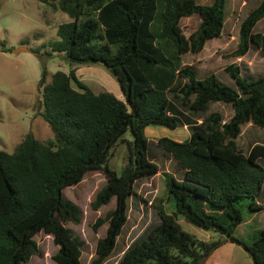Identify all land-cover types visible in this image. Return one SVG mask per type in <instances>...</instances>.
I'll return each instance as SVG.
<instances>
[{"label":"trees","instance_id":"obj_1","mask_svg":"<svg viewBox=\"0 0 264 264\" xmlns=\"http://www.w3.org/2000/svg\"><path fill=\"white\" fill-rule=\"evenodd\" d=\"M43 2L72 19L58 25V39L51 44L70 68L56 70L47 80L44 67L39 81V114L52 137L39 140L27 133L12 152L0 150V264H26L41 255L34 238L40 231L50 234L58 246L53 255L56 264H82V240L65 226L79 224L82 211L64 197L63 189L81 182L90 170H100L106 177L91 208L98 210L115 199L114 207L93 224L95 230L107 226L89 264H103L127 222L135 182L159 171L148 154L144 128L149 124L187 125L189 130L185 140L160 137L156 141L182 169L181 177L169 173L165 177L175 210L169 213L157 205L159 223L116 264H203L223 240L197 238L182 228L178 215L242 243L233 235L243 222L235 201L246 197L249 209H262L264 143H255L244 153L235 138L243 124L264 128V74L249 79L230 64L224 69L234 81L232 87L219 82L214 73L199 79L192 66L181 64L182 55L201 51L208 39L221 35L226 0L209 4L196 0ZM193 14L199 15L200 24L186 36L180 23ZM263 17L261 0L240 22L233 56L245 55L251 45L264 54V32H253ZM10 49L2 43L1 50ZM78 63L107 67L125 99L110 91L93 92L71 67ZM177 78L184 80L174 85ZM212 102L230 105L231 116L224 120L218 110L208 113ZM127 130L131 140L123 137ZM120 141L127 144L128 158L117 172L108 159ZM243 245L253 264H264V227Z\"/></svg>","mask_w":264,"mask_h":264},{"label":"rangeland","instance_id":"obj_2","mask_svg":"<svg viewBox=\"0 0 264 264\" xmlns=\"http://www.w3.org/2000/svg\"><path fill=\"white\" fill-rule=\"evenodd\" d=\"M261 0H226L225 23L219 37L208 39L204 48L197 52H188L181 56L182 65H190L195 69L197 78H203L214 73L219 82L234 86L233 79L225 71L230 64L238 66L241 75L255 79L264 74V54L257 47L251 45L249 51L235 57L232 52L239 40L240 22L250 10ZM198 3L209 4L212 0H196ZM0 150L12 152L22 138L31 133L39 140L52 137V131L47 122L40 116L42 100L39 81L44 67L48 71L47 80L56 70L69 71L63 54L53 52L51 44L57 41V27L63 22L72 20L67 14L54 10L43 0H0ZM157 21L153 30L157 32ZM181 28L186 36L200 24L198 14L184 17ZM253 32H264V17L253 28ZM25 44H22V42ZM2 43L8 51L1 50ZM168 44H164L165 49ZM26 46L28 50L14 53V49ZM75 68L78 78L93 92L110 91L120 99L125 96L114 75L101 63H78ZM184 79L176 80L174 85L182 83ZM218 110L224 120L232 114L230 105L212 102L208 113ZM201 119L197 123H201ZM149 141L148 154L159 166L154 175L145 176L135 182L136 194L128 200V218L121 234L117 238L116 247L103 264H116L124 252L133 244L145 239L149 231L159 223L156 206L162 204L165 210L172 213L175 210L174 200L169 199L165 177L166 174L182 176V169L168 153H164L156 145L160 137L174 140L188 138L187 125L170 128L162 124H149L144 128ZM124 139L133 138L130 130L123 134ZM239 148L247 153L255 143H264V128L246 123L242 125V132L235 138ZM128 148L125 141H120L112 149L108 159L111 168L120 172L127 162ZM264 166V159H260ZM106 183V177L100 170H90L83 180L75 185L63 189L67 200L77 204L82 211L79 224L66 223L73 233L82 240L81 263L89 264L95 255L96 243L105 234L107 224L104 223L97 230L93 228L98 217H105L114 207L115 199L98 210L90 206L98 189ZM262 209H249V198L242 197L235 201V205L242 211L243 222L233 232L240 242L227 240L213 230H207L190 222L182 215H178V222L182 228L203 240H223L203 264H253L252 258L243 243L250 244L264 227V197L259 198ZM41 255H34L26 264H56L53 255L58 249L50 234L38 232L35 235Z\"/></svg>","mask_w":264,"mask_h":264},{"label":"water","instance_id":"obj_3","mask_svg":"<svg viewBox=\"0 0 264 264\" xmlns=\"http://www.w3.org/2000/svg\"><path fill=\"white\" fill-rule=\"evenodd\" d=\"M21 50H28L27 49V47L26 46H21V47H19V48H17V49H14V53H17V52H19V51H21Z\"/></svg>","mask_w":264,"mask_h":264},{"label":"crops","instance_id":"obj_4","mask_svg":"<svg viewBox=\"0 0 264 264\" xmlns=\"http://www.w3.org/2000/svg\"><path fill=\"white\" fill-rule=\"evenodd\" d=\"M259 50V49H258ZM188 137H189V134H188ZM178 141H180V140H178Z\"/></svg>","mask_w":264,"mask_h":264}]
</instances>
